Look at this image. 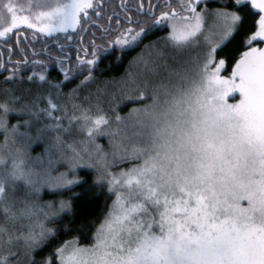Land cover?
Returning a JSON list of instances; mask_svg holds the SVG:
<instances>
[{
  "label": "snow or ice",
  "instance_id": "obj_1",
  "mask_svg": "<svg viewBox=\"0 0 264 264\" xmlns=\"http://www.w3.org/2000/svg\"><path fill=\"white\" fill-rule=\"evenodd\" d=\"M193 2L200 0H189L190 5ZM249 2L234 0L237 9ZM40 6L50 10L41 11L37 18L56 22L48 30L51 35L65 25L78 23V14L94 9V2L43 0ZM3 7L13 12L11 3ZM252 7L264 11V0L253 2ZM190 10L196 23L174 29L169 37L174 47L195 43L191 38L199 31L200 14L194 7ZM168 15L164 13L155 24ZM217 16L226 29L207 52L196 73L198 79L189 81L185 76L175 85L160 84L152 105L142 110L143 118L137 121L140 130L134 136L138 142L129 151L125 135L119 145H113L114 155L122 150L123 159L139 162L125 173L127 206L121 205L120 213L106 221L107 233L101 226L91 249H77L61 264H264V50L250 47L254 41L264 42V16L257 21L258 31L245 41L249 50L241 54L230 79L220 76L224 59L211 66L217 49L242 26V17L237 11L218 12ZM17 27L13 18L12 26L0 31V37H7ZM144 32L143 27L139 31L126 28L115 44L136 45ZM39 79L43 81L45 76L39 75ZM229 89L240 94L238 104L224 102ZM135 99L143 100L144 94ZM48 103L50 109L56 108L51 100ZM8 110L7 103H0V111ZM140 111L135 109L133 114ZM82 119L85 124L92 123L87 129L89 137L103 134L101 126L109 124L104 115L93 120L85 113ZM38 133L37 139L44 129ZM0 166V215L4 218L0 222V264H12L16 256L13 245L22 244L27 254L44 236L42 226L40 233L29 227L26 233L13 234L17 222L36 215L38 206L32 196L39 191L40 174L25 170L22 159L13 160L9 168L0 158ZM241 201L247 205L242 206ZM57 251L63 253L64 249ZM81 252H91V262L77 260Z\"/></svg>",
  "mask_w": 264,
  "mask_h": 264
},
{
  "label": "trees",
  "instance_id": "obj_2",
  "mask_svg": "<svg viewBox=\"0 0 264 264\" xmlns=\"http://www.w3.org/2000/svg\"><path fill=\"white\" fill-rule=\"evenodd\" d=\"M61 2H66V0H61ZM93 2L94 9H84L78 14V23L65 25L63 30L53 31L49 35V28L56 22L50 21L47 17L37 18L41 11L50 10L48 7L40 6L43 0H0V31L11 27L13 18L18 25L13 32L8 33L7 37H0V42L9 45L19 56L18 50L21 47L29 50L22 37L15 39V34L22 32L30 40L31 50L34 52L40 50L38 55L28 52L27 64L5 66V73H0V101L5 100L13 107L22 108L21 114L28 113L29 115L33 111L39 114L40 118H36L39 125L40 123L55 124L56 119H58L56 124L65 123L68 115L71 118H81L86 113L93 120L99 115H104L109 120V124L103 125L104 127L118 125L117 116L123 117L131 106L144 101L135 99V96L139 95L138 92L146 93L151 88L145 89L147 85L145 83L142 89H131L127 80L133 68L132 63L137 57L142 56L146 47L163 42L169 35L171 27L164 22L165 20L161 21L162 25L158 24V30H150L155 23L154 19L149 22H140L137 25L132 22L127 23L114 15L115 13L122 14L118 0H93ZM5 3H11L12 13L3 7ZM174 9L172 8V11ZM84 12L88 13L87 17ZM258 14L249 5L243 7L241 9L242 26L224 47L217 49L216 55L225 58L228 67L234 64L237 55L247 47L243 43L255 32L254 19L258 18ZM25 17L28 18L27 22L24 20ZM118 20H120L119 28H117ZM172 21H176L175 18ZM29 23L31 27H28ZM142 25H145V32L138 44L131 47H121L115 44L116 39L126 28L131 27L139 31ZM44 27L47 28L44 29ZM160 27L163 28L160 29ZM69 37H72L74 46L58 48V45L68 44ZM80 38L82 39L81 44ZM32 39L35 41L31 42ZM16 40H18L19 47ZM85 47L89 53L85 58H81L84 56ZM76 48L82 52L77 53ZM4 50L3 47L0 48V68L1 54L7 55L8 53V49ZM93 52L95 55L91 54ZM58 57L63 59H58ZM88 60H93L94 63H84ZM1 71L3 72L2 68ZM39 75H44L45 80L41 81ZM29 76L33 79L29 80ZM122 83L126 86L122 90L117 89L116 92L115 88H119V84ZM114 85L118 86L114 87ZM3 89L11 92L10 97L2 96ZM101 89L102 93H100ZM93 92L100 100L93 97ZM32 96L38 97L33 103L29 100ZM129 96L132 99H129ZM49 100L56 104V108L50 109ZM26 105L27 107L24 108ZM45 110H50L52 115L48 116ZM24 114L23 117H25ZM23 117L13 114L10 119L16 121ZM37 127L40 128L41 125ZM83 136L85 135L81 133L80 136L77 135V139H84ZM97 137L101 141L106 138L105 134L104 136L99 134ZM73 139H71L73 143L71 151H75L76 148ZM66 141L71 143L70 139H62L60 145L63 143L68 148ZM131 163L133 160L123 159L108 164L113 167V170L108 169L102 174L98 173V168L101 167L99 165L90 164L86 168L80 166L76 171L78 178L76 183L52 192L44 191L43 196L45 197L43 198L63 201L67 204V208L49 221L48 226L52 227V230L45 233L39 243L29 252L30 264H48V262L61 264L69 250L88 249V246H92L101 222L110 213L117 196L118 189L111 181V176L117 169H126ZM58 249H64L63 253H58Z\"/></svg>",
  "mask_w": 264,
  "mask_h": 264
},
{
  "label": "rangeland",
  "instance_id": "obj_3",
  "mask_svg": "<svg viewBox=\"0 0 264 264\" xmlns=\"http://www.w3.org/2000/svg\"><path fill=\"white\" fill-rule=\"evenodd\" d=\"M250 1L256 4L261 3V0ZM254 10L260 13V17L264 16V11H260L259 8ZM218 12L230 11L221 9L213 10L206 18L204 16L200 18L199 31H197L195 38H191L195 40V43L183 48L174 47L175 42L170 40L169 37L173 34L174 29H184L185 25H194L196 23V21L192 19V11L189 8V12H184L183 15L177 11L168 13V19L164 22L171 27L169 35L163 42L151 44V46L146 47L142 56L137 57V59L133 61V68L129 72L130 78L128 80L126 78L131 89H142L146 83L145 89L150 87L151 90L146 93L144 91L137 93L144 94V101L141 104L131 106L127 114L121 117L118 125H110V127L101 126L103 136L104 134L106 136L103 141H101V139L99 140L97 135L93 137L88 136L87 129L92 127V123L90 122L89 124L88 122L87 124H83L82 117L71 118L70 115H68L65 123L56 124L58 121V119H56L55 124L40 123L41 127L38 128L37 126L40 125L36 122L37 114H35L34 111L33 114H29L16 121H14V119L11 120L10 116L13 114L20 115L22 113V108L13 107L8 104L9 110L7 112L0 111V158L7 162L9 168L13 160L22 159L24 161L25 170L31 169L40 174L37 178L39 191L34 192L32 196L33 202L38 206L36 215L33 216L31 220L25 219L22 222H17L13 229L14 235L20 232L26 233L29 227L34 228L37 233H40L42 226L44 234L52 230V227L48 226L49 221L63 212L67 208V204L60 200L53 201L52 199L48 200L43 198L45 197L43 196L44 191L52 192L57 189L70 187L72 184L76 183L78 179L76 171L80 166L86 168L90 164L99 165L101 167L98 168V173L101 174L108 169L113 170V167L108 166V164L123 160L122 157L125 155L122 150L114 155L113 145H119L125 135H127L129 139L124 140V145L129 151L132 145L138 142V138L134 136V132L140 130L137 121L143 118L142 110L152 105V96L156 93L158 86L160 84H168L169 86L175 85L180 82L181 77L185 76L188 77L189 81L191 79H198L196 73L199 71V67L202 65L207 52L216 45L226 29L225 22L217 16ZM171 18H175L178 22L172 21ZM46 28L47 27H44V29ZM251 46L253 45L251 44ZM218 61L219 60L215 59L211 67L214 68L215 64H218ZM177 73L179 75H177ZM220 76L225 79H230L232 70L225 72L223 67ZM119 85V88H115L116 92L117 89L122 90L126 86H123V83ZM116 86L118 85H114V87ZM100 93H102V89ZM10 94L11 92L8 89H3L2 96L10 97ZM93 97L96 100H100V98L95 95V92H93ZM32 98H29L31 103L38 97L32 96ZM161 99H163L162 94ZM223 99L227 104H238L241 97L238 92L232 93L229 89L228 94H226ZM0 103H6V101L1 100ZM135 109H140L141 111L133 114ZM28 111L31 112L30 110ZM38 129H44V133L39 136V139H37L39 135ZM81 133L85 135L83 136L84 139H77V135L80 136ZM113 133H117V135H113ZM72 138H74L73 142L76 145L75 151L70 150L73 145L71 142ZM62 139H70L71 143L66 141L69 150L65 144L62 143L60 145ZM136 163L139 162L133 160V163L128 166L129 168L117 169L111 176V181L118 190L117 196L112 204L113 207L110 210L111 217L109 213L99 227V229H101V226L104 225V233L108 231L106 221L114 219L115 216L120 213L121 205L127 206V185L124 183L127 177L125 173L133 168ZM0 170H3V166H0ZM241 204L242 206H246L247 202L241 201ZM0 222H4L2 215H0ZM6 223H8L9 228H13L11 222ZM40 240L41 238L39 241ZM91 247L92 246H88V249H91ZM12 250L16 252V256L12 257V264H30L29 260L31 255H29V252L25 254L22 244L20 246L13 245ZM76 250L77 249L69 250L67 257L71 256ZM109 250L115 251L114 249ZM7 251L8 246L6 245L5 254H7ZM99 251L102 252V250ZM81 258L88 259L89 262H91L92 254L91 252H81L77 260Z\"/></svg>",
  "mask_w": 264,
  "mask_h": 264
},
{
  "label": "flooded vegetation",
  "instance_id": "obj_4",
  "mask_svg": "<svg viewBox=\"0 0 264 264\" xmlns=\"http://www.w3.org/2000/svg\"><path fill=\"white\" fill-rule=\"evenodd\" d=\"M183 3V7H181V4ZM118 4L121 8V12L122 14H118L115 13L114 15H116L117 17H119L121 20H124V22L127 23H133L134 25L144 22H149V21H154L158 19V17H161L164 13H169V12H173V11H177L180 12L181 15H183L184 12H189V8L194 7L196 9V12L200 14V18H202L203 16L206 18L207 15L212 12L213 10H226V11H237L238 14L242 17L241 15V9H237L234 3V0H200L199 3H191V5L189 4V0H118ZM141 4L143 5V7L141 8ZM248 5L252 6V2L250 1L248 3ZM247 5V6H248ZM172 8L174 9L172 11ZM253 9V8H252ZM254 10V9H253ZM255 11V10H254ZM258 12V11H255ZM259 13V12H258ZM194 16V13L192 12V17ZM258 18L254 19V25H255V32L258 31L257 28V21L258 19H260V13L258 14ZM118 26L117 28H119L120 26V20H118L117 22ZM160 25H162L160 23ZM141 27L145 28V25H142ZM159 25L155 24L153 25V27H150V30H158ZM163 27H160V29H162ZM87 29V28H86ZM18 37H22L23 38V42L26 43V46L29 48V50H26V47H21V49H19L18 51L20 52V55H16L15 54V50L12 49L9 45H5L3 43L0 42V48H4L6 51L8 49V53L6 55V58L4 57V53L1 54V68L3 69V72L1 71V74H4L5 71V66L9 65V66H13V65H23V64H27L29 61V53L31 52V54L33 55H38L40 50L37 51H33L31 50V46L29 44L30 40L27 39L24 34L22 32H17L15 34V39H18ZM82 38V37H81ZM80 38V44H81V39ZM72 37L68 38V44H61L58 45V48H61L63 46H74V44L72 43ZM17 41V46H18V40ZM35 41V39H32L31 42ZM93 44V43H92ZM245 44V41L244 43ZM253 46L250 47H254L257 50H264V42H253L252 43ZM19 47V46H18ZM73 48V47H71ZM248 47H246L243 51H241L236 58V61L234 62V64L240 59L241 54L244 51H248ZM82 52L79 48H76V52ZM42 52V51H41ZM89 51L88 49H86V47L84 48V56H82L81 58H85L88 55ZM93 55V53H91ZM56 59V58H55ZM58 59H63L61 57H58ZM216 59L220 60V59H224L226 61L225 58L219 57L216 55ZM227 62V61H226ZM228 67L227 63L224 66V71H233V65ZM0 68V69H1ZM66 73V71L64 72ZM23 111V110H22ZM24 114V113H23ZM23 114L20 115H15L17 117H23ZM33 114V113H32ZM24 116H28V113L24 114ZM38 118H40V115H37ZM36 117V118H37Z\"/></svg>",
  "mask_w": 264,
  "mask_h": 264
}]
</instances>
